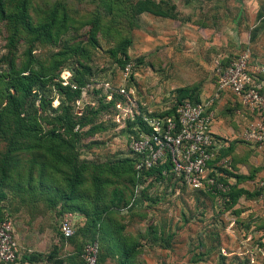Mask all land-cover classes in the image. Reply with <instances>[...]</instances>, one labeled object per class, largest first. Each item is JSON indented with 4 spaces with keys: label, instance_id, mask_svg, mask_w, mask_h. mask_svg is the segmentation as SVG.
<instances>
[{
    "label": "rangeland",
    "instance_id": "1",
    "mask_svg": "<svg viewBox=\"0 0 264 264\" xmlns=\"http://www.w3.org/2000/svg\"><path fill=\"white\" fill-rule=\"evenodd\" d=\"M59 1L66 5L72 19L71 28L56 44L37 42L34 45V68L39 69V60L50 61L52 55L62 51L68 43L72 53L60 59L62 74L69 71V79H72L78 73L88 86L71 108L67 95L54 92L48 83L38 82L30 99L20 109L23 118L29 115L38 118L45 131L51 128L48 119L65 114L68 107L80 120L83 118L87 124H78L75 128L82 132L74 146L79 163L113 162L132 157L129 143L133 131L142 126L138 120L141 116L138 114L137 123L131 129L127 121L118 122L113 118L114 107H102L104 97L108 99L110 92L118 90L117 85L124 84L123 65L112 51L127 31L133 39L129 48L130 63H133L129 86L136 89V109L141 106L144 109L146 105L155 111L171 108L177 102L171 94L173 89L185 83V79L199 75V64L202 63L196 58L207 49L203 47L204 41L213 42L214 47L218 45V55L223 50L226 56L233 58L249 50L252 59H264V0H151L176 17L145 12L135 19L140 24L138 29L130 28L128 19L120 16L125 9H130L125 0L123 6L119 5L113 11H110V4L99 5V0H33L40 11ZM97 10L101 11V27L96 40L89 42L93 26L90 20L98 16ZM6 24V21H0V73L10 71L12 58H16L17 68L23 66L26 50L30 48L26 36H20L17 44L10 46L11 31ZM200 27H205L206 38H202ZM257 29L253 39V31ZM139 59L144 62L140 63ZM106 82L113 84L114 90L104 88ZM45 95L52 101L43 107ZM64 106L67 109L63 110ZM5 147L6 142L0 137V151ZM154 179L155 175H152L143 183L138 182L134 186V204L128 210L118 211L125 232L136 236L142 245L138 255L141 264H160V260L162 264H219L224 259L228 264H264V253L259 250L254 253L255 261L251 262L252 251L256 246L264 250V241L246 222L249 212L242 218L245 223L236 222L232 209H223L213 195L190 189L177 175L162 182ZM15 180L12 183H16ZM3 191L1 193L0 188V205L12 215L20 254L15 263L0 260V264H60L59 261L61 264H86L81 258L82 248L91 239L94 225L88 224L84 213L63 211L66 200L51 208L37 193L29 191L17 197L10 188ZM14 203H17L16 211L13 210ZM258 204L264 206V202ZM71 213L77 228L73 242L58 252V258L30 262L28 256L32 253L47 256L53 251L60 242L61 220ZM156 229L155 235L162 242L152 238ZM114 254L104 248L99 264H120Z\"/></svg>",
    "mask_w": 264,
    "mask_h": 264
},
{
    "label": "trees",
    "instance_id": "2",
    "mask_svg": "<svg viewBox=\"0 0 264 264\" xmlns=\"http://www.w3.org/2000/svg\"><path fill=\"white\" fill-rule=\"evenodd\" d=\"M125 1L130 9H125L123 15L120 16L128 19V24L132 29L140 28L139 22L135 19L145 12L157 16L176 17L164 11L155 1ZM122 2L123 0H99V5L110 4V7H112L110 11H113L119 5L123 6ZM65 7V3L59 1L52 7L40 11L35 8L33 0H0V21H6L7 29L11 31V35L8 37L9 45H16L20 36H26L30 43V48L26 50V57L23 59V66L17 68L16 58H12L10 71L0 73V137L7 145L4 151H0L1 193L6 188H10L13 190L14 196L20 197L30 191L42 195L51 208L57 207L60 201L66 200L63 203V211L84 213L88 224L94 225V233H92L91 239L82 248L81 258L85 263L83 255L87 244L91 241H98L100 253L97 264L102 259L104 248L111 254L115 252L114 255L117 256L120 264H140L138 255L142 252V245L136 236L125 232L126 228L121 223V216L119 217L118 211L128 210L134 204V186L138 182L143 183L145 178L152 175H155L154 180L157 182H162L173 176V173L169 171L171 169L170 164L168 162L161 163L155 168L139 174L137 169L138 160L133 154L132 157L113 162L94 163L88 161L79 163L75 157L74 146H76L82 132L76 131L75 128L78 124L82 126L87 123L83 118L81 121L80 117L72 113L70 107L67 109L64 106L63 110L67 109L65 114L48 119L51 128L47 131L44 130L38 118L35 119L30 115L24 118L21 116L20 107L24 106L26 101L30 99L34 91V85L38 82L41 84L48 83L54 92L67 95L71 100V108L88 86L87 81L80 78L78 73H75L70 79V84H63L61 78L63 70L59 64L62 62L60 59H65L72 53L68 43H65L62 51L52 55L50 61L39 60V69L34 68V64H36L33 55L34 45L37 42L56 44L62 38L61 36L71 28L72 19ZM97 13H99L98 16L90 20L93 26L90 30L89 42L96 40L101 27V11L97 10ZM257 31L258 29L253 31V39H255ZM132 43L133 39L127 31L119 41L116 49L112 51L115 56L120 57L118 60L123 65V70L128 63L132 62L129 56V48ZM78 46L77 48H79ZM81 49L88 53L85 47H81ZM231 58H225L223 61L227 63ZM139 60L141 63L142 59ZM72 84L76 85L77 88H74ZM120 86L117 85L116 87L119 88ZM113 94L112 100H105L106 96L104 97L102 107H114L116 113L113 118H116L118 113L117 102H123L125 106H129L133 103V98L130 95L120 93L118 90L114 91ZM47 98L45 95L43 107L52 101V98ZM185 101L196 102L200 100L194 95V91L182 88L179 90L177 102L160 114L175 115L178 106ZM138 120L142 123V118L139 117ZM126 121L131 129L137 123V121H131L129 118ZM144 128L147 130V127ZM133 132L138 134L137 131ZM165 170H168L167 174H164ZM225 173L228 174V169L225 170ZM16 177L20 180H15ZM237 177L238 181L247 178L242 175H237ZM14 180L16 183H12ZM144 192L143 190L142 193ZM203 192L213 195L210 192ZM229 195L231 197L230 201L224 204L220 203L223 209L233 208L243 195L250 198L259 195V192L251 193L246 189L234 186L231 188ZM212 198L218 200L219 197L213 195ZM90 203L92 208L88 206ZM16 204L14 203V211H16ZM0 214L3 216L10 213H6L0 205ZM156 231L157 229L152 234V238L162 242V239L155 235ZM59 233L61 235L60 242L55 245L53 251L48 253L47 256L41 253H32L28 256V260L30 262H40L58 258V252L63 251L75 239L77 228L75 234L69 238L64 236L61 227ZM161 234L160 232V237ZM262 238L264 241V235H262ZM161 246H163L162 243ZM164 248H167L166 245ZM67 254L70 255L68 252ZM61 262L59 261L60 264ZM222 262L219 264H228L226 259Z\"/></svg>",
    "mask_w": 264,
    "mask_h": 264
},
{
    "label": "built area",
    "instance_id": "3",
    "mask_svg": "<svg viewBox=\"0 0 264 264\" xmlns=\"http://www.w3.org/2000/svg\"><path fill=\"white\" fill-rule=\"evenodd\" d=\"M224 59L215 62V74L220 91H231L239 95L244 104L256 111L259 121L249 127L245 139L254 142L264 154V88L258 82V75L264 71L261 64L254 63L249 50H245L225 63ZM62 74L63 84H70L71 73ZM133 75V63H128L122 71V84L118 91L130 95L133 99L129 106L117 102L118 121H136L138 114L142 118V126H137L138 134L131 137L129 149L137 158L139 174L168 162L173 175H177L184 185L193 190H203L216 195L219 203L230 201L231 184L222 179L225 170L231 169L229 158L219 159L215 149L218 139L213 130V115L209 112V104L203 101H185L177 108L175 115H161L148 110L143 113L137 107L135 89L129 86ZM74 88L76 85L72 84ZM104 88L114 90L113 84L106 82ZM108 99L113 98V92ZM80 102H78L79 104ZM147 127V130L144 128ZM216 161V165L212 162ZM217 168V169H216ZM221 168L223 170H219ZM168 170L164 171V174ZM264 188V180L259 182ZM61 230L66 238L76 232L74 216L71 213L61 220ZM257 250H264L256 246ZM100 253L98 241L87 244L84 259L86 264H97ZM20 254V246L13 219L9 214H0V260L15 263Z\"/></svg>",
    "mask_w": 264,
    "mask_h": 264
},
{
    "label": "crops",
    "instance_id": "4",
    "mask_svg": "<svg viewBox=\"0 0 264 264\" xmlns=\"http://www.w3.org/2000/svg\"><path fill=\"white\" fill-rule=\"evenodd\" d=\"M200 29L202 38H206L203 31L205 27H200ZM219 36L222 37V35ZM215 38L218 40L217 34ZM212 43L204 41L203 47L206 46L205 48L207 49L203 50L202 55H199L200 57H195L196 59H200L202 63L199 64L201 69L199 75L195 74L193 78L185 79V83L175 87L171 94H173V99H177L179 90L182 88L191 89L200 101L209 104V112L213 115L212 130L218 139L215 147L217 150L216 157L219 159L229 158L231 160V169L228 170V174L223 176L222 179L230 183L232 187L237 186L251 193L259 192V195L250 198L245 195L241 196L237 204L233 208H230V210L232 209L236 216V222L240 223H245V221H242V218L249 212L246 222L252 229H255L258 236L262 237L264 235V206H260L258 203L264 202V188L259 185V182L264 180V154L254 142L245 139L249 127L259 121V115L256 111L246 106L239 95L231 91L219 90L215 74V62L218 59L229 57L223 53V50L218 55V45L214 47ZM262 59L257 58L255 60L253 58L252 60L254 63L261 64L264 67V59ZM206 63L209 66H206ZM201 65L204 66L201 67ZM189 75L192 77L191 74ZM257 82L264 88V71L258 75ZM136 101L138 103L137 97ZM141 109L143 113L148 112V110L159 114L163 112L155 111L147 105L144 109L141 106ZM141 122L143 123V121ZM216 164V161L212 162V165ZM218 169L223 170L221 168ZM237 175L247 178L238 181ZM253 247L255 246L253 245ZM256 251L257 249L252 251L251 262L255 261L253 256ZM160 262L162 264L161 260Z\"/></svg>",
    "mask_w": 264,
    "mask_h": 264
}]
</instances>
